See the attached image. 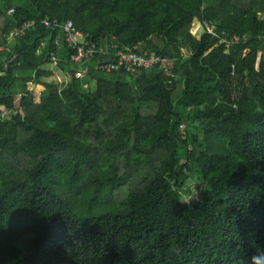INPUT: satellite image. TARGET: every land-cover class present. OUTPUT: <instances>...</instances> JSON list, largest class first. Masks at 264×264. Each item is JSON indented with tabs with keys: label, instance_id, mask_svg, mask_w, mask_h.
<instances>
[{
	"label": "trees",
	"instance_id": "trees-1",
	"mask_svg": "<svg viewBox=\"0 0 264 264\" xmlns=\"http://www.w3.org/2000/svg\"><path fill=\"white\" fill-rule=\"evenodd\" d=\"M261 15L264 0H0V264H245L264 248ZM68 21L107 54L76 62ZM129 52L177 78L127 69ZM189 182L206 188L186 204Z\"/></svg>",
	"mask_w": 264,
	"mask_h": 264
},
{
	"label": "built area",
	"instance_id": "built-area-1",
	"mask_svg": "<svg viewBox=\"0 0 264 264\" xmlns=\"http://www.w3.org/2000/svg\"><path fill=\"white\" fill-rule=\"evenodd\" d=\"M12 9L8 10L7 12L10 14L12 13ZM264 18V17H263ZM45 27L50 28L52 25H57L59 26L57 21L48 22V21H43L42 23ZM35 26V23L33 22H28L24 23L20 26V28L16 29L13 31L11 38L13 37H18V36H23L27 30L32 29ZM1 27V23H0ZM65 33V42L72 47L78 48V55L77 58L75 59L76 62H80L83 59H88V58H93L96 54L104 53V49L101 47H97L91 43H82L80 41L81 34L77 32L74 29V25L71 21H68L64 26L61 27ZM212 30V29H208ZM212 31H215L212 30ZM212 31H209V33H212ZM223 38L222 41L225 43L226 46H233V45H239L240 43L247 42L249 39L246 34L244 35H239V34H234L231 35L229 33H226L223 31L222 33ZM8 50L5 47H0V51H5ZM119 61H122L123 63L127 64V69H132L134 66L137 67H145V68H153L155 67L156 64L160 63V68L163 70L164 76L166 78V82L170 83V80L173 78H177V75L175 74V71H173L174 67V60H171L170 58H160L159 56H152L149 57L148 54H143V53H119ZM116 58H118V53L116 54ZM122 63V64H123ZM118 67V63L115 64ZM98 69V67H95ZM100 68L105 69V70H110L115 69L116 67L112 64L110 65H105V66H100ZM84 73H78L77 77H83ZM86 86V85H85ZM186 125L185 123H182V125L179 126V133L181 136H185L186 133Z\"/></svg>",
	"mask_w": 264,
	"mask_h": 264
},
{
	"label": "rangeland",
	"instance_id": "rangeland-1",
	"mask_svg": "<svg viewBox=\"0 0 264 264\" xmlns=\"http://www.w3.org/2000/svg\"><path fill=\"white\" fill-rule=\"evenodd\" d=\"M262 17H264V15H261ZM260 55V54H259ZM46 69H49L50 71H53L54 74V81L56 83H60L61 81H63V77L62 75H60V73H56L52 67L47 66ZM59 80V81H58ZM7 117L6 115H4V118ZM205 184L202 182H189L187 184V186H185L183 188V190L181 191V197L183 198V200L186 202V204H191L192 200L198 201L202 198V195L205 191Z\"/></svg>",
	"mask_w": 264,
	"mask_h": 264
},
{
	"label": "clouds",
	"instance_id": "clouds-1",
	"mask_svg": "<svg viewBox=\"0 0 264 264\" xmlns=\"http://www.w3.org/2000/svg\"><path fill=\"white\" fill-rule=\"evenodd\" d=\"M92 44V43H91ZM94 45V44H93ZM97 47H101L104 49V53H100V54H96L94 57L96 56H100V55H106L107 54V50L102 47V46H98V45H95ZM129 53H134V52H129ZM135 53H138V52H135ZM117 52L112 54L113 56H116ZM260 54V55H259ZM258 56H257V59H256V65H258V62H259V57L261 56V53L259 52ZM93 57V58H94ZM97 66H94L93 67V70H96ZM136 69L137 68H141V67H137L135 66ZM142 68H145V67H142ZM147 69L148 71H150L152 68L148 69V68H145ZM85 85H88V84H85ZM187 125V124H186ZM245 264H264V248H262L259 252H253L249 257L248 259L246 260Z\"/></svg>",
	"mask_w": 264,
	"mask_h": 264
},
{
	"label": "water",
	"instance_id": "water-1",
	"mask_svg": "<svg viewBox=\"0 0 264 264\" xmlns=\"http://www.w3.org/2000/svg\"><path fill=\"white\" fill-rule=\"evenodd\" d=\"M188 125H190V123H188ZM194 126L197 127V124H195Z\"/></svg>",
	"mask_w": 264,
	"mask_h": 264
}]
</instances>
